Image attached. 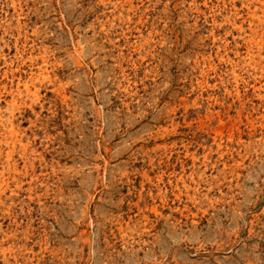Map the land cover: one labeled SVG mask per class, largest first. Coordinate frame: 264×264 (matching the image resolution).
Instances as JSON below:
<instances>
[{
  "label": "rangeland",
  "instance_id": "obj_1",
  "mask_svg": "<svg viewBox=\"0 0 264 264\" xmlns=\"http://www.w3.org/2000/svg\"><path fill=\"white\" fill-rule=\"evenodd\" d=\"M0 264H264V0H0Z\"/></svg>",
  "mask_w": 264,
  "mask_h": 264
},
{
  "label": "bare ground",
  "instance_id": "obj_2",
  "mask_svg": "<svg viewBox=\"0 0 264 264\" xmlns=\"http://www.w3.org/2000/svg\"><path fill=\"white\" fill-rule=\"evenodd\" d=\"M10 126V125H9Z\"/></svg>",
  "mask_w": 264,
  "mask_h": 264
}]
</instances>
